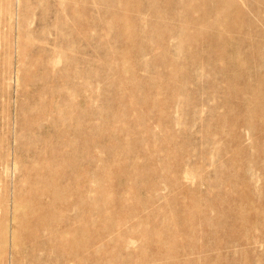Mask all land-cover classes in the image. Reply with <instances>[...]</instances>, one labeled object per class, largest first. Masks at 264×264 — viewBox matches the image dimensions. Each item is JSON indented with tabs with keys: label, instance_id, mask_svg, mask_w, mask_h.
Segmentation results:
<instances>
[{
	"label": "rangeland",
	"instance_id": "374dc122",
	"mask_svg": "<svg viewBox=\"0 0 264 264\" xmlns=\"http://www.w3.org/2000/svg\"><path fill=\"white\" fill-rule=\"evenodd\" d=\"M218 7L231 38L216 44L192 20ZM263 15L264 0H0V193L35 163L46 200L51 176L68 195L74 176V264H161L146 234L172 226L189 263L264 264L260 226L251 245L219 228L264 206V136L242 118L264 81ZM40 246L18 256L37 264ZM56 250L43 264H73Z\"/></svg>",
	"mask_w": 264,
	"mask_h": 264
},
{
	"label": "bare ground",
	"instance_id": "6f19581e",
	"mask_svg": "<svg viewBox=\"0 0 264 264\" xmlns=\"http://www.w3.org/2000/svg\"><path fill=\"white\" fill-rule=\"evenodd\" d=\"M195 0H192L194 2ZM138 4L135 5L137 7ZM223 8H217L210 14L203 12L199 13L197 21H193L198 29L192 33L207 34L213 36L218 43L228 42L231 38V31L219 25ZM122 10V8H120ZM214 14V19H211ZM155 16H159V12H155ZM264 17V15H263ZM130 29V26H128ZM127 27H125L128 32ZM196 33V34H197ZM245 36H243L244 38ZM259 39H264V33H261ZM196 44H204L212 46L213 43L208 39H197ZM252 47H247V50ZM246 49L240 48L237 52L238 56L243 55ZM206 66V65H205ZM242 118L256 123L255 133L264 136V81L252 88V93L249 96V103L244 109ZM259 124V125H258ZM258 125V126H257ZM12 156V155H11ZM172 162V161H171ZM170 162V163H171ZM38 171L39 165L32 164L26 171L25 175L18 180L16 192L3 195L0 193V264H25L26 255L20 254L22 247L32 248L33 243L40 244V248L44 251V255L37 259V264H43L47 259H52L56 254V244L65 247L67 253L61 254L65 261L74 264V255L78 253L84 245V234L74 235V176L71 179L70 185H73L72 194L68 195L66 189L60 185V181L56 177L51 176L47 181V186L52 187L53 190L48 194L49 200L45 199L43 193V183L41 175H32V171ZM178 178L177 175H173ZM241 188L240 198L246 200L248 194ZM67 194V195H66ZM122 199L121 203H125ZM66 204L64 209L67 213L72 210L65 223V217L58 214L60 204ZM120 203V204H121ZM68 208V210H67ZM188 209V207H186ZM235 214L237 221L233 225L221 224L219 228L237 229L242 238L246 240L248 245H251V236L253 230L258 226L264 230V206H257L251 202L241 203L237 207L231 209ZM250 213H252L250 215ZM189 222L193 221V215H188ZM15 222V223H14ZM64 225V226H63ZM172 234L166 239L155 235L150 242L147 239L146 244L152 246L153 243L158 248V257L161 264H188L189 262L183 259V255L176 249L174 241L181 237L177 228L172 226ZM260 234V233H259ZM258 234V235H259ZM260 237H264L261 235ZM198 245H191L197 247ZM75 247V248H74ZM69 250V251H68ZM144 255V254H143ZM132 258L133 256L130 255ZM145 258H147L144 255ZM7 260V261H6ZM131 261V258H128ZM210 264H223L221 256H217L210 260ZM247 261V262H246ZM251 264L250 257L245 256L243 264ZM65 264V263H62ZM193 264V263H189Z\"/></svg>",
	"mask_w": 264,
	"mask_h": 264
}]
</instances>
